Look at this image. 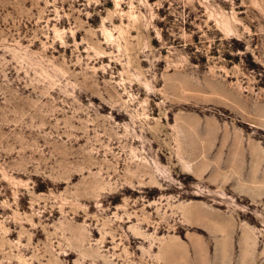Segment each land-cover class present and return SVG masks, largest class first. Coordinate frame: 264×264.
I'll return each mask as SVG.
<instances>
[{
	"label": "rangeland",
	"instance_id": "rangeland-1",
	"mask_svg": "<svg viewBox=\"0 0 264 264\" xmlns=\"http://www.w3.org/2000/svg\"><path fill=\"white\" fill-rule=\"evenodd\" d=\"M0 264H264V0H0Z\"/></svg>",
	"mask_w": 264,
	"mask_h": 264
}]
</instances>
